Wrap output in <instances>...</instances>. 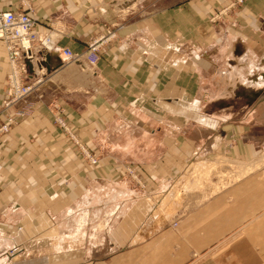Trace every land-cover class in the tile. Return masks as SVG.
Masks as SVG:
<instances>
[{
	"label": "crops",
	"instance_id": "crops-1",
	"mask_svg": "<svg viewBox=\"0 0 264 264\" xmlns=\"http://www.w3.org/2000/svg\"><path fill=\"white\" fill-rule=\"evenodd\" d=\"M232 2L28 0L24 8L0 0V13L28 12L38 31L56 33L58 48L72 53L114 32L91 72L45 55L41 100L0 138V264H264L260 168L172 213L195 165L204 173L254 153L234 134L230 109L204 113L193 102L214 107L232 96L246 83L241 66L248 82L263 81L264 59L255 60L264 53V0H243L218 24L207 21ZM203 68L224 70L211 93L200 92ZM8 73L0 42V104ZM232 78L233 87L218 86ZM56 107L67 132L54 121Z\"/></svg>",
	"mask_w": 264,
	"mask_h": 264
},
{
	"label": "built area",
	"instance_id": "built-area-1",
	"mask_svg": "<svg viewBox=\"0 0 264 264\" xmlns=\"http://www.w3.org/2000/svg\"><path fill=\"white\" fill-rule=\"evenodd\" d=\"M21 7L28 8V0H15ZM243 0H234L228 7L242 4ZM224 11L211 17L216 20ZM114 37L113 31L92 40L81 53H72L67 48H58V35L52 31H38L36 22L28 12L23 10H8L0 13V42L4 46L9 64L6 76V89L0 104V138L6 135L12 125L19 119H26L33 111L34 104L41 100L39 87L43 77L41 62L45 55L55 53L61 65L74 64L81 72L92 71L98 62L99 51L103 45ZM34 79L26 81L24 77ZM42 75V74H41ZM54 121L58 127L67 132L66 124L61 116V110L55 108ZM77 145L83 158L90 164L96 165L98 160L81 144ZM125 177L140 185L138 175L130 166L124 168ZM176 224L173 223L172 227Z\"/></svg>",
	"mask_w": 264,
	"mask_h": 264
},
{
	"label": "rangeland",
	"instance_id": "rangeland-1",
	"mask_svg": "<svg viewBox=\"0 0 264 264\" xmlns=\"http://www.w3.org/2000/svg\"><path fill=\"white\" fill-rule=\"evenodd\" d=\"M232 3H230L229 6ZM234 6L236 5H233L230 8L227 7L228 10L222 13L216 20L211 21V17H208L207 21L212 25L218 24L219 22H221L224 16L228 15V11H230V9ZM221 11H224V9H222ZM189 57L191 58V55ZM259 59H264V53L262 55H258L255 61L257 62ZM261 70L262 69L258 70L255 67L253 73L255 79H258L259 75L262 74ZM223 73L224 70H221L220 68H203L201 71V83L199 84L200 92H202V94L211 93L213 88L216 87L214 78H217L219 74ZM262 78L263 81L260 83L259 87H256L254 89L247 88L245 85L240 84L232 96H229V98H227L226 100L216 102V105L214 107L208 105L205 98L193 101L195 105L205 110L202 111L204 113L206 112V110H210L211 108L219 110L220 108L226 107L230 109V123L234 128V134H236L235 129H238L240 132L242 131L241 133L238 132L236 134V137L243 136L242 139L244 140V142H248L250 145H253L254 153L247 161L223 158L222 160H220V163L213 165L214 168L212 169L215 170H207L204 173H194V168L198 164L195 165L193 170L186 175V177H188V181L182 185H178L179 194H175L172 200V203L175 204L174 211H172L174 215L179 216L182 213L187 212L191 208L197 206L199 203L207 199L209 196L213 195L228 184L240 178L243 168L247 167L248 165L254 163L258 164V168L260 169L257 172L261 173L264 177V74H262ZM216 159H211V162H215ZM200 165L202 167H206L209 166L210 163ZM215 166H217L218 168L220 167V169L215 168ZM136 185L137 187H140V185H138L137 183ZM174 188H176V186H174ZM184 198L186 201L184 208L181 207L179 208V210H177L176 208L178 200ZM14 251L15 249L10 252Z\"/></svg>",
	"mask_w": 264,
	"mask_h": 264
},
{
	"label": "bare ground",
	"instance_id": "bare-ground-1",
	"mask_svg": "<svg viewBox=\"0 0 264 264\" xmlns=\"http://www.w3.org/2000/svg\"><path fill=\"white\" fill-rule=\"evenodd\" d=\"M228 56H229V59H231V57H230V54H228ZM243 63V62H242ZM238 71H239V73H240V77L243 79V80H241V81H245L246 83H245V85L246 86H253V87H256V86H259L260 85V83L258 82V83H251V82H248V79L247 78H245L247 75H251V73H249V72H246L245 71V69L244 68H242V66L240 67V68H238ZM235 78H232V80H230V81H228V82H226L225 83V85H224V82L222 83V84H219L218 86L219 87H223V86H225L226 87V89H227V87H233L234 85H235ZM219 163H220V160H219ZM258 163V162H257ZM217 164V163H216ZM222 164V163H221ZM220 164V165H221ZM213 165H215V164H213ZM224 165V164H223ZM223 165H222V168H223ZM258 164H256V163H254V164H251V165H248L247 167H245V168H243V171H242V174H241V176H244L245 174H248V173H250V172H253V171H255V170H257L258 169ZM212 168H214V166L212 167ZM215 168H218L217 166H215ZM218 169H220V167L218 168ZM240 176V175H239Z\"/></svg>",
	"mask_w": 264,
	"mask_h": 264
}]
</instances>
